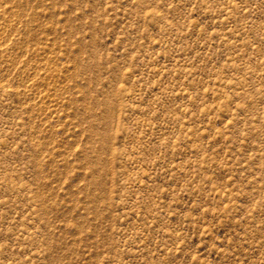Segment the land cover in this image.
I'll list each match as a JSON object with an SVG mask.
<instances>
[{"label":"rangeland","instance_id":"rangeland-1","mask_svg":"<svg viewBox=\"0 0 264 264\" xmlns=\"http://www.w3.org/2000/svg\"><path fill=\"white\" fill-rule=\"evenodd\" d=\"M0 264H264V0H0Z\"/></svg>","mask_w":264,"mask_h":264}]
</instances>
